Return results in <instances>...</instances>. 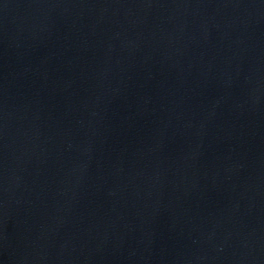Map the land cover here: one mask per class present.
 Listing matches in <instances>:
<instances>
[{
    "label": "water",
    "instance_id": "obj_1",
    "mask_svg": "<svg viewBox=\"0 0 264 264\" xmlns=\"http://www.w3.org/2000/svg\"><path fill=\"white\" fill-rule=\"evenodd\" d=\"M0 264H264V0H0Z\"/></svg>",
    "mask_w": 264,
    "mask_h": 264
}]
</instances>
